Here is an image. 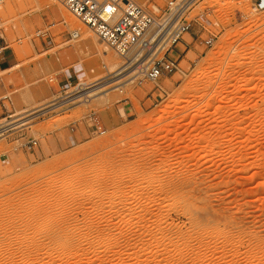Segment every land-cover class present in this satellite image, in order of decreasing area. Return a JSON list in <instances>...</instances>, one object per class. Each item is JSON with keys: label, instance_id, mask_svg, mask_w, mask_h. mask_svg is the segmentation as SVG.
Segmentation results:
<instances>
[{"label": "rangeland", "instance_id": "374dc122", "mask_svg": "<svg viewBox=\"0 0 264 264\" xmlns=\"http://www.w3.org/2000/svg\"><path fill=\"white\" fill-rule=\"evenodd\" d=\"M133 1L158 15L168 0ZM193 2L178 71L41 115L25 129L36 148L0 139V264H264V2ZM62 11L74 17L55 0H0L14 52L0 97L17 114L115 76Z\"/></svg>", "mask_w": 264, "mask_h": 264}, {"label": "built area", "instance_id": "2783aa9c", "mask_svg": "<svg viewBox=\"0 0 264 264\" xmlns=\"http://www.w3.org/2000/svg\"><path fill=\"white\" fill-rule=\"evenodd\" d=\"M55 1L94 33L100 42L114 51L123 62V70H132L135 80L144 79L154 83L179 70L177 60L170 58V54L178 48L184 36L192 29L190 10L194 5V0H168L165 8L158 15L147 11L133 0ZM258 1H260L259 5L264 2V0ZM70 37L72 40H77L79 34L70 33ZM205 44L210 46L212 41L208 40ZM50 82H54V79ZM98 82L90 84L85 80H80L68 86L64 85L61 89V94H65L62 97L64 99L61 100L58 97L56 101L58 99L60 101L55 104L84 94ZM55 92L57 93L56 90ZM78 99L87 102L90 100L89 94ZM12 105L11 95L0 97L2 115L5 114L3 123H0V139L15 134L18 135L17 139L23 140L17 149L36 148L38 142L34 138L25 141L27 139L25 129L30 126L28 125L30 122L41 115H36V110L23 115L17 114L12 110ZM87 119L92 134L104 135L106 133L94 113ZM17 120H19L18 123ZM14 121L16 123L11 124Z\"/></svg>", "mask_w": 264, "mask_h": 264}, {"label": "bare ground", "instance_id": "6f19581e", "mask_svg": "<svg viewBox=\"0 0 264 264\" xmlns=\"http://www.w3.org/2000/svg\"><path fill=\"white\" fill-rule=\"evenodd\" d=\"M35 1L47 2V0H35ZM62 19H63L64 23H66L68 25L70 23V26H72V27L73 26L78 27L79 25H80V27L83 26V24H81V22H79L78 19H75L74 17L72 18L71 16L63 13V11H62ZM72 27H70L72 34H79V39H80L81 35L79 32V29H75V28L73 29ZM80 31H81V29H80ZM82 38H81V40H85V43L89 42V41H86V39L87 38L90 39V37H87L85 39L84 38L82 39ZM100 45L103 47L102 55H103V57L105 59V63H106L104 66L107 69V71L109 72V76H112V75H115V76L112 78H109V79L107 78L106 80H104V81H102L96 85L91 86V88L87 92H85L84 94H82L80 96H75V97H72V98H69V99L62 101L60 104H53V105L48 106L47 108H43V109L37 111L36 115H45L48 112H50L51 110H54L55 108H57L59 106L69 104V103H72V104L80 103L78 105L82 106V105L89 104L91 102V100L94 98H98L100 100L106 99V98H108V96H110L112 93H114V91H116L117 88L118 89L119 88L120 89L125 88L128 84H130L131 82H133V80H135V76L132 74V70H121L122 68H120V66H119L120 64H118L119 62H117L115 60V58L113 56H111V49L109 47H107L105 44H103L102 42H99V46ZM87 94H89V99H90L89 101L83 102L82 100L78 99L79 97H81L83 95H87ZM18 122H19V120H17V123ZM14 123H16V121L12 122L11 124H14ZM15 125H17V124H15Z\"/></svg>", "mask_w": 264, "mask_h": 264}, {"label": "crops", "instance_id": "0c3cea01", "mask_svg": "<svg viewBox=\"0 0 264 264\" xmlns=\"http://www.w3.org/2000/svg\"><path fill=\"white\" fill-rule=\"evenodd\" d=\"M14 62V52L9 46L0 47V69L10 67ZM9 69V68H8ZM7 69V70H8ZM125 113H129V108L126 107Z\"/></svg>", "mask_w": 264, "mask_h": 264}]
</instances>
